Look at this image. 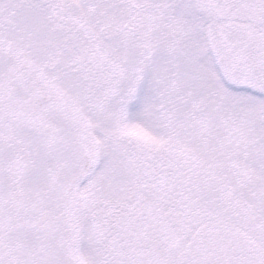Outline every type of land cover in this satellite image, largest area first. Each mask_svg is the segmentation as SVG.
Returning a JSON list of instances; mask_svg holds the SVG:
<instances>
[{
    "label": "snow or ice",
    "instance_id": "snow-or-ice-1",
    "mask_svg": "<svg viewBox=\"0 0 264 264\" xmlns=\"http://www.w3.org/2000/svg\"><path fill=\"white\" fill-rule=\"evenodd\" d=\"M0 264H264V0H0Z\"/></svg>",
    "mask_w": 264,
    "mask_h": 264
}]
</instances>
